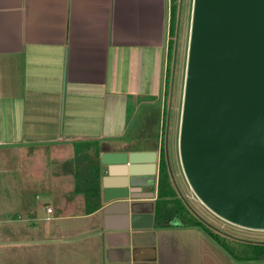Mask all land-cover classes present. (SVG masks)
<instances>
[{
  "label": "crops",
  "instance_id": "obj_1",
  "mask_svg": "<svg viewBox=\"0 0 264 264\" xmlns=\"http://www.w3.org/2000/svg\"><path fill=\"white\" fill-rule=\"evenodd\" d=\"M168 2L0 0V188L7 191L10 181L17 189L11 203L16 208L0 218V264H264L234 261L229 255L225 261L222 248L202 230L183 228L174 217L164 223L154 217L158 162L161 148L167 150L162 144L167 109L163 81L155 93L148 72L151 56L161 59L163 67ZM142 65L147 74L139 69ZM118 99L124 113L114 110ZM141 102L146 116L128 132ZM150 125H156L154 136L141 134ZM114 150H156L153 181L144 176L135 187L140 197L103 200L100 155ZM77 154L97 162L100 170V206L92 212H63L78 194L85 205L77 185L84 175V186L89 172L81 174ZM66 177L72 192L54 187ZM134 201L139 203L131 207ZM110 203L130 207L129 213L152 212V227L106 228ZM79 217L91 219L71 221ZM127 234L134 245L119 241ZM99 242H104L102 261L94 248Z\"/></svg>",
  "mask_w": 264,
  "mask_h": 264
},
{
  "label": "water",
  "instance_id": "obj_2",
  "mask_svg": "<svg viewBox=\"0 0 264 264\" xmlns=\"http://www.w3.org/2000/svg\"><path fill=\"white\" fill-rule=\"evenodd\" d=\"M178 152L189 187L206 207L264 230V0L192 1ZM156 156L101 153L103 200L140 197L135 187L153 181ZM129 208L107 205L104 226L152 227V212Z\"/></svg>",
  "mask_w": 264,
  "mask_h": 264
},
{
  "label": "rangeland",
  "instance_id": "obj_3",
  "mask_svg": "<svg viewBox=\"0 0 264 264\" xmlns=\"http://www.w3.org/2000/svg\"><path fill=\"white\" fill-rule=\"evenodd\" d=\"M192 1L193 0H176L175 2L177 6L176 7L177 8L176 30H175L174 35L172 36L169 35L168 33V36H167L168 39L165 45L164 52H162L163 49H161V54L163 55V67H162V61L160 57H159L160 59L159 61H157L156 58L153 59L152 56L150 58L151 63L149 65L150 68L148 72L149 81H150L149 85L151 88H153L152 83L154 81V87L156 89L155 93L159 94L160 85L162 83L161 80L163 81V94L162 95L164 98L163 100L165 101L164 109H167L166 113L163 116L164 118L163 130L164 132L167 130V132L165 133V141L164 143L162 142V144L164 146L166 145V148H167V150L165 149L166 150L165 156H166V160L168 161V165L171 171L172 176L170 175V171H169L171 186L175 190V194H176L175 199L177 203L185 207L187 211H189L190 215H192L196 219H199L201 222L207 224L208 227L212 231L218 234V240L224 245V247L221 246L220 244L219 246L222 248V251L227 255L226 256L222 252V257H225V259H227L226 257H228V255L229 256L231 255L229 253L230 251L234 256H237L236 257L237 259L233 258L234 256L232 257V259L234 261L241 262V261H245L243 259L241 260V258L248 257V255L251 254L252 244L250 245V243H264V230L251 229V228H246V227H242L239 225H235L219 217L214 212H212L208 207H206L196 197V195L193 193V191L189 187V184L183 174L180 159H179L177 141H178V135H179V126H180V115H181L184 78H185V70H186ZM171 3L173 2L170 1V4ZM168 7H169L168 8V19H169L170 17L169 2H168ZM167 27H169V20H168ZM140 63L141 62L138 61V65H140ZM142 64H143V60H142ZM139 69L143 72V74H147L145 72L146 70L145 66L142 65L141 67H139ZM119 98H122V95H119ZM122 104H123L122 100L118 99L117 105H116L117 107L114 109L116 110V114L121 113L120 111L123 109ZM144 105L145 103L141 102L136 107L134 111V117L132 118V120L133 119L134 120L133 122L130 121L129 125L126 127V129L128 128L127 129L128 132L129 130H132V131L136 130L135 125L138 124V122L141 121V119L144 120L146 113H147L146 112L147 109L144 108ZM153 107L155 106L153 105ZM106 112L107 113H106V118H105V124L107 125L108 123L107 119L110 117L109 112H111L110 107H108ZM143 114H145V116ZM152 114L153 112L149 115L150 118L152 117ZM151 120L155 121V117H152ZM150 126H147L146 130L140 129L141 134H145V135L149 134L151 137H153L156 125L155 126L150 125ZM95 144L98 145L97 141L95 142ZM93 145H89V146L87 145L86 148L88 149L89 147H93ZM44 158H45V152H44ZM76 160L80 163V165H83L81 167V174L82 175L83 173L87 174L91 166L90 160L88 158L84 159L83 157H79V154H77ZM46 162H49L50 164H52V161H46ZM79 163H77V169L80 166ZM48 177H51V175L47 176V178ZM82 177H84V175ZM82 177H79L78 179V183L80 182V184L82 183V180H81ZM55 178H57L56 175H55ZM71 183L72 181L68 177L60 178V180L56 182V184H54V187H57L58 189L67 188V189H70L72 192L73 183L72 184ZM7 184H8L7 191L4 190V188L3 189L0 188V218L8 216V212L16 208L11 203L17 199L15 195H13L14 191L17 192V189L12 186L10 181ZM69 184L71 185L69 186ZM74 196L75 195H72V197ZM81 196H82L81 194H78L77 199H74L75 200L73 203L74 205H69L67 207H64L63 212H84L86 211L85 205L81 203V200H82ZM135 203L137 205L139 202L134 201L132 204H130V206L131 207L136 206ZM144 206L145 208H150L149 207L150 205L146 204ZM167 217L171 218L170 216H167ZM169 218H166V219H169ZM174 218L177 220V223L181 222L178 217H174ZM89 219L91 218L79 217L77 219H72L71 221L77 224V222H81V221H84L86 223V221ZM165 221L166 220L164 218H161L159 222L164 223ZM183 228L201 230L200 228L195 227V226H188V227H183ZM86 230H89V229H86ZM142 231L138 232V234L140 235ZM128 236L129 235L127 234V236L125 237H119V241L121 239L123 241L125 240L126 247L128 244L134 245V241L130 242L129 241L130 236L129 237ZM207 237L210 239L209 241L211 242L214 240V239H211L208 235ZM102 243L104 244V242ZM102 243L99 242L98 244H95L94 246L95 249L97 248L99 250L98 257L100 258V261H102L105 255V251H103L104 248L102 249ZM109 248L111 249L112 246H109ZM151 250H153L152 247H151ZM154 250L155 251L157 250L155 246H154ZM205 257L207 258V256ZM94 259L95 258H92V260ZM138 261L139 260H136L135 262H130V264L131 263L140 264L138 263ZM225 261H229V260L227 259ZM222 262H223V259H222ZM126 263L129 264V261H127ZM143 264H147V261H145Z\"/></svg>",
  "mask_w": 264,
  "mask_h": 264
},
{
  "label": "trees",
  "instance_id": "obj_4",
  "mask_svg": "<svg viewBox=\"0 0 264 264\" xmlns=\"http://www.w3.org/2000/svg\"><path fill=\"white\" fill-rule=\"evenodd\" d=\"M170 17H169V35H174L177 23V6L176 0H170ZM171 46V45H170ZM83 179V178H82ZM157 194L158 199L155 202L154 217L158 222L161 218L178 217L182 227L195 226L200 228L206 235H208L216 244L224 245L218 240V234L212 231L207 224L201 222L190 215L189 211L176 201L175 190L171 186L168 163L166 160L164 148H161L159 162H158V178H157ZM84 180V179H83ZM78 191L83 192L85 196L86 212H92L100 206V170L98 163L93 162L90 166L88 180L82 184L77 185ZM163 207V208H162ZM193 218V219H192ZM248 244V243H247ZM252 244V245H251ZM252 246L251 254L248 257L241 258V260H264V243H250ZM224 249V248H223ZM254 250V251H253ZM229 251V250H228ZM231 257L234 255L229 251ZM228 253V254H229ZM234 256L233 258H236Z\"/></svg>",
  "mask_w": 264,
  "mask_h": 264
},
{
  "label": "built area",
  "instance_id": "obj_5",
  "mask_svg": "<svg viewBox=\"0 0 264 264\" xmlns=\"http://www.w3.org/2000/svg\"><path fill=\"white\" fill-rule=\"evenodd\" d=\"M47 211H48V212L51 211V208H47Z\"/></svg>",
  "mask_w": 264,
  "mask_h": 264
}]
</instances>
